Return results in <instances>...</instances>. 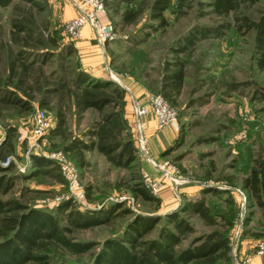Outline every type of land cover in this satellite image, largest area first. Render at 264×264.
<instances>
[{
  "label": "trees",
  "instance_id": "16d2710c",
  "mask_svg": "<svg viewBox=\"0 0 264 264\" xmlns=\"http://www.w3.org/2000/svg\"><path fill=\"white\" fill-rule=\"evenodd\" d=\"M102 1L107 12L109 10L119 19L117 27L134 25L146 13L147 19L154 23L150 28L155 31L169 26L166 15L173 2H177L179 14L186 6V0H150L145 10L135 7L137 0ZM16 2L25 4L36 14H44L49 8V0H0V9L9 8ZM259 5L258 15L254 18L249 12ZM208 7L215 16L233 19V23L226 21L216 27L195 26L177 42L178 46H172L174 62L165 65L160 83L144 84L149 91L157 85L158 93L172 107L177 104L186 81L187 63L181 56L193 51L199 38L215 36L219 39L225 30L231 29L253 34L254 52L259 65L264 68V0H208ZM31 19H34L33 15L23 22L13 20V46L6 43L0 46L4 51L3 72L0 73V117L7 111L30 115L35 106L52 113L54 125L48 140L52 142L53 150L65 153L79 172L88 165L87 155L97 153L105 158L111 170L138 176L128 190L135 197L153 201L139 175V150L134 135L135 124L132 125L127 115V91L106 76L99 77L85 70L77 49L62 34V29H49L47 25L48 34L45 31L39 33ZM1 60L0 56V63ZM141 62L142 56L137 54L122 68L128 67L131 77L142 80L143 72H137ZM116 63L115 57L110 59L111 69L123 76L125 73L121 68L116 69ZM46 66H51L49 72L45 71ZM87 113L93 114L88 128L79 136L71 133L69 116L80 121ZM17 137V129L9 126L0 142V264H69L70 258L84 257L97 247L94 242L79 241L78 233L116 226L118 221L123 222L121 231L100 245L90 264H232V234L239 206L231 193L203 188L198 199L184 203L176 211L157 216L135 215L123 202H107L96 209L82 210L69 199L53 212L37 209L5 197L20 180L46 177L61 184L65 181L56 164L37 155L31 156L30 174L17 173L14 162L3 167L1 163L16 154ZM241 187L248 197L249 209L258 210L264 216V156L253 160ZM87 196L92 199L91 193ZM103 198L99 195L95 200ZM210 198H219L223 208ZM250 214L245 227L252 222L254 213ZM131 215V219H126ZM194 217L211 231L195 237L197 230L191 223ZM251 236L264 238V232Z\"/></svg>",
  "mask_w": 264,
  "mask_h": 264
},
{
  "label": "rangeland",
  "instance_id": "374dc122",
  "mask_svg": "<svg viewBox=\"0 0 264 264\" xmlns=\"http://www.w3.org/2000/svg\"><path fill=\"white\" fill-rule=\"evenodd\" d=\"M149 4L150 0H137L135 7L146 10ZM185 5L179 14L177 2H173L166 15L169 26L157 31L150 28L154 23L147 19L146 13L134 25L117 27L119 19L108 10L105 22L113 26L116 37L105 49V59L110 67V59L115 57L116 69L121 68L125 73L120 76L110 67L112 76L117 79L129 77L141 85L147 95L163 97L158 93L157 85L149 91L144 84L160 83L165 73V65L174 62L172 46H178L177 42L182 41L195 26L216 27L226 21L227 23L234 21L224 20L212 14L208 0H186ZM71 6L68 0H49V8L44 14L32 13L25 4L18 2L9 8L0 9V46L5 43L13 46L12 21L23 22L30 19L31 15L34 16V19H31L34 22L33 27L39 30V33L45 31L44 33L48 34L45 26L49 25V29H62L63 34L65 23L77 16V12ZM260 7L261 5L250 10V15L256 18ZM199 39L193 51L181 56L187 66L184 88L177 104H173L178 129L166 130L170 131V139L163 142L161 153L156 157L150 153L148 139L142 130L137 128L133 110L128 113V119L132 125L135 124L139 175L153 201L135 197L128 190L129 186L134 185L133 179L138 176H132L127 171L111 170L105 158L97 153H91L87 155L88 165L79 172L86 191L85 208L96 209L107 202H119L120 198L127 197L130 201L123 203L135 215L157 216L176 211L184 203L198 199L203 188L215 187L217 190L227 191L232 194L239 206V216L232 234V264H243L250 260L251 256H256L259 245H264V238L255 239L251 236L264 232V216L258 210L249 209L248 197L241 187L243 179L248 176L253 166V160L260 155L264 156V68L259 65L254 52L253 34L245 31L239 33L231 29L225 30L219 39L215 36ZM14 50H17L15 46ZM137 54L142 56L141 66L137 67L138 74L143 72L142 80L131 77L128 67L122 68L124 64L128 66L133 56ZM0 56L1 73L4 61L2 49ZM29 61H32V58H29ZM50 70L51 66L45 67L46 72ZM39 111L46 113L49 123V130L43 136L40 145L45 152H58L52 149V142L48 140L54 125L52 113L35 106L30 115L7 111L0 117V142L7 127H15L18 131L16 154L9 158L14 159L16 172L19 174L31 172V156L35 155V152L31 150L29 155L28 152L35 141L34 120ZM92 117L93 114L87 113L78 121L72 115L69 116L70 132L81 135L90 125ZM161 134L162 132L154 131V135L164 140ZM159 139H155V142ZM149 160L156 164L159 175L152 170ZM164 163L176 169L177 176L182 178L177 183L184 181L185 183L174 187L175 180L169 181L159 170V166ZM146 180L162 186L157 196L150 193L145 184ZM87 193H91L92 199L88 198ZM99 195L104 196L103 200H95ZM9 198L49 212L55 211L61 203L69 200L66 184L57 183L46 177L18 181L13 191L5 197ZM210 199L223 208L219 198ZM77 207L85 210L84 207ZM250 213H254L252 222L245 227L246 219L251 218ZM132 217L131 215L126 219ZM191 223L197 230L195 237L211 231L196 217L191 219ZM122 227L123 222L118 221L116 226L94 228L78 233L76 237L79 241L94 242L97 247L84 257L70 258L69 264H90L100 250V245L119 233ZM244 248L246 252L242 255Z\"/></svg>",
  "mask_w": 264,
  "mask_h": 264
},
{
  "label": "built area",
  "instance_id": "2783aa9c",
  "mask_svg": "<svg viewBox=\"0 0 264 264\" xmlns=\"http://www.w3.org/2000/svg\"><path fill=\"white\" fill-rule=\"evenodd\" d=\"M71 5L74 6L77 16L64 25V35L71 41H79L82 39V31L85 27H89L94 36V41L97 45L105 51L106 43L112 41L115 37V31L112 25L103 22L100 19L101 15H106L107 10L104 2L102 0H68ZM146 104L141 105L138 101L134 102V116L137 121V128L141 130V119L149 115H153L158 131H164L166 129H173L177 131V114L173 107L167 102L163 97L147 95L145 99ZM49 130V123L47 120V115L44 111H39L36 114L34 120V130L33 134L35 141L28 152L30 154L31 150H34L35 155L42 157L50 162H53L59 167L60 173L65 181L68 198L71 199L77 206L85 208L86 202V191L85 187L81 182L79 171L77 170L74 163L68 158V156L61 152H45L43 151L40 141L43 136ZM14 162L13 158H7L5 162L2 163L3 167H6ZM169 177L175 180L173 181L174 187L180 186L184 182L177 181L182 180V178L177 176L176 169L169 166V164H163L159 166ZM171 183V182H170ZM145 184L154 196H157L161 190L162 186L152 182L151 180H146ZM129 202V198H120L119 202ZM256 256L264 258V245H259L255 253ZM250 260L244 262L243 264H249ZM239 264V263H238Z\"/></svg>",
  "mask_w": 264,
  "mask_h": 264
},
{
  "label": "crops",
  "instance_id": "0c3cea01",
  "mask_svg": "<svg viewBox=\"0 0 264 264\" xmlns=\"http://www.w3.org/2000/svg\"><path fill=\"white\" fill-rule=\"evenodd\" d=\"M72 8L75 9L74 6ZM73 18L74 17H72L71 19ZM102 20L104 22L107 21L106 15L102 16ZM82 34L83 37L81 40L72 42L74 47L77 49L78 57L82 64V67L96 76L99 77L106 76L107 78L109 75L110 67L106 62L104 55L105 52H103V50L94 41L93 32L89 27H85L82 31ZM117 80L121 83V85L126 89L128 93L129 99L127 106V115L129 112H132V110L134 112L135 101H138L141 105L146 104L145 99L147 97V92H145V89L141 85H139L129 77L121 78V79L118 78ZM141 130L143 135L148 139L147 141L151 155L156 157L158 154L161 153L160 148L162 147L163 142L169 141L170 131H166L167 129L164 131H158L157 123L153 115H149L141 119ZM155 130H157L160 133L162 132L161 135L163 136L164 140L159 139L158 135H154ZM155 139H159L158 142H155ZM142 148H144V145H142ZM148 162L152 170L157 175H159L156 164L152 160H149ZM245 252H246V248L242 250L241 254L244 255ZM250 264H264V258L253 255L250 257Z\"/></svg>",
  "mask_w": 264,
  "mask_h": 264
},
{
  "label": "water",
  "instance_id": "95a60500",
  "mask_svg": "<svg viewBox=\"0 0 264 264\" xmlns=\"http://www.w3.org/2000/svg\"><path fill=\"white\" fill-rule=\"evenodd\" d=\"M109 66V65H108ZM109 75H110V77H107V79L109 80V81H111V82H113V83H116V84H118L120 87H122L123 89H125L122 85H121V83L116 79V78H114L113 76H112V74H111V72L109 71ZM126 90V89H125ZM208 188H214V189H217V188H215V187H208Z\"/></svg>",
  "mask_w": 264,
  "mask_h": 264
},
{
  "label": "bare ground",
  "instance_id": "6f19581e",
  "mask_svg": "<svg viewBox=\"0 0 264 264\" xmlns=\"http://www.w3.org/2000/svg\"><path fill=\"white\" fill-rule=\"evenodd\" d=\"M159 170L164 174V177L166 178V179H168L169 181H172L171 179V177H169L168 175H167V173L165 172V170H163L162 168H160L159 167Z\"/></svg>",
  "mask_w": 264,
  "mask_h": 264
}]
</instances>
